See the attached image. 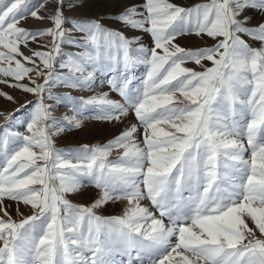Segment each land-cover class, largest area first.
I'll return each instance as SVG.
<instances>
[{"label":"snow or ice","instance_id":"6c2138e0","mask_svg":"<svg viewBox=\"0 0 264 264\" xmlns=\"http://www.w3.org/2000/svg\"><path fill=\"white\" fill-rule=\"evenodd\" d=\"M47 2L0 0V84L37 98L0 112L10 122L26 115L23 132L0 126V264H123L117 254L126 264H264V0H144L110 17L148 33L151 46L104 17H65L64 0L41 15ZM29 17L51 26L30 30L22 25ZM184 36L214 43L186 48ZM62 44L79 51L57 63ZM97 73L120 99L50 91L91 90ZM46 100L135 122L104 145L61 151L54 136L81 121L55 119ZM87 186L99 190L90 206L67 199ZM5 200L31 214L13 219ZM118 201L126 202L122 216L97 213Z\"/></svg>","mask_w":264,"mask_h":264},{"label":"rangeland","instance_id":"374dc122","mask_svg":"<svg viewBox=\"0 0 264 264\" xmlns=\"http://www.w3.org/2000/svg\"><path fill=\"white\" fill-rule=\"evenodd\" d=\"M80 1V0H79ZM78 0H64V15L68 18H77V19H84V18H99L104 17L103 23L110 28L113 29H120L123 31L125 36L127 37H138L141 41V43L151 46L152 40L148 33L142 32V31H133L129 28H125L123 25L115 22L112 17L114 14L121 12L125 7L129 5H142L144 3V0H100L104 1L107 4L103 7L104 13L96 14L93 12H88V16L85 15L86 10L84 7V4H80ZM88 2V0H82ZM90 1V0H89ZM93 1V0H92ZM35 2H40V0H35ZM173 3L179 4L181 6L185 7H191L195 4L200 3H206L208 0H172ZM73 5H79V6H73ZM100 15V16H99ZM33 18L29 17L28 19L22 21V25L30 30H34L30 27H28L29 22H32ZM261 20L260 15H256L254 20L252 21L253 24L258 23ZM112 23V24H111ZM66 28L71 27V25L66 24ZM127 30V31H126ZM74 35H79L78 33H74ZM245 40H248V37H243ZM178 43L186 48H197V47H203V46H211L214 41H212L208 37H204L203 39H199L195 36H184L179 38ZM249 43H252L253 47H259L258 42H252L249 41ZM30 47H34L32 44H30ZM41 50V49H40ZM22 51H24L25 55H28V49L22 48ZM79 49L71 47L67 44L61 45V55L57 57V63L61 59L64 58V54L67 53H75L78 52ZM208 66H211V63L208 61L204 62ZM188 67L196 68L199 70L198 66L195 64H188ZM136 79L139 80L145 72L144 66H139L136 70ZM57 72L67 74V69H59L57 68ZM10 80V78H9ZM96 83L93 85L91 90L84 89V90H72L67 87H60V86H54L50 89L53 96H64L65 94H70L74 98H80L83 97L85 99L96 96L101 93H109L110 98L112 99H120V97L114 93L110 92L109 85L105 82V78L101 76L99 73L96 74ZM10 82H12L10 80ZM42 82V81H41ZM23 83H28L27 79L23 81ZM0 91L6 92L10 95H12L15 99V103L10 102L6 99L10 104H16L17 107L15 108H5L1 110L0 112L3 113H14L17 108H20L21 105L28 104L29 101H35L37 98L33 94L25 93L19 89H14L11 87H8L6 84H0ZM47 103L54 105L53 110V116L57 120H61L63 117L68 116L72 117L75 116L76 119L81 121V126L79 128L75 127H69L67 130L63 131L59 135L54 136V142L55 147L58 150L61 151H68V150H77L80 149L84 145L94 146V145H104L109 140H111L113 137H115L121 129L128 124L129 122H135L134 117L130 114L127 118H124L123 123H110L105 122L103 120L96 119L95 117L99 114L97 111V107L95 105H88L80 109L79 112L70 109V107L67 105V103L64 104H58L55 100H46ZM30 108L31 105H28ZM24 110L21 109V112ZM16 120L15 122H10L5 120L3 117H0V126L4 125H10L11 130L17 131V132H23L24 128L21 123V121L26 119V115H21V113H15ZM65 124H67V121H64ZM72 155H75V152L72 151ZM116 154L113 153V157ZM99 190L96 189L94 186H87L82 188L80 191L74 194H69L67 196V199L71 201L74 205H80V206H90L94 200L98 197ZM143 206H150L149 201L144 200L141 201ZM4 207L7 209V211L10 213L13 219L19 220L21 219V215L27 209L30 211V206H25L23 204L17 205L15 202L10 200L4 201ZM126 207V202L124 201H118L116 203H107L104 207L97 210V213L99 215H102L104 217H115V216H122L124 213V209ZM0 216H3V212L0 211ZM167 223V221H166ZM252 226V225H250ZM116 259L123 262V264H126L127 257L126 256H120L117 254Z\"/></svg>","mask_w":264,"mask_h":264},{"label":"bare ground","instance_id":"6f19581e","mask_svg":"<svg viewBox=\"0 0 264 264\" xmlns=\"http://www.w3.org/2000/svg\"><path fill=\"white\" fill-rule=\"evenodd\" d=\"M79 2H80V4H84L85 10H86L85 15H87V16L89 14L88 12H93V13H96V14L97 13L98 14L102 13V15H103L104 9L106 8L105 5L107 4L106 2L100 1V0H93V1L92 0H90V1L88 0V2L80 0ZM56 6L57 5L55 4V0H48V2L46 3L45 7L40 10V14L41 15H47ZM104 6H105V8L103 9ZM50 26H51V24H50V22L47 19H45V20H37V19L33 18L32 22H29V24H28V27H30V28H32L34 30H42V29H46V28H48ZM49 39H50L49 37H44L43 40L41 41V43L46 42ZM32 45L34 47H36V48H39L38 44H32ZM41 50H44V49H41ZM11 107L15 108V107H17V105L16 104H10L7 101H5L3 99V97H0V111L5 109V108H11ZM30 214H31V212L28 209H27V211H25L23 213L24 216H27V215H30Z\"/></svg>","mask_w":264,"mask_h":264}]
</instances>
